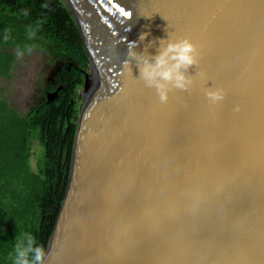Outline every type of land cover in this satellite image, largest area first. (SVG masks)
<instances>
[{"label":"water","instance_id":"water-1","mask_svg":"<svg viewBox=\"0 0 264 264\" xmlns=\"http://www.w3.org/2000/svg\"><path fill=\"white\" fill-rule=\"evenodd\" d=\"M63 1L91 70L43 264H264V0ZM185 37L193 86L162 103L127 42Z\"/></svg>","mask_w":264,"mask_h":264},{"label":"trees","instance_id":"trees-1","mask_svg":"<svg viewBox=\"0 0 264 264\" xmlns=\"http://www.w3.org/2000/svg\"><path fill=\"white\" fill-rule=\"evenodd\" d=\"M37 49L43 71L65 63L26 115L0 95V264H14L18 240L30 233L45 251L61 210L72 163L85 74L90 56L69 6L63 0H0V78L12 79L17 55ZM73 63V66H70ZM70 67V69H68ZM77 67V68H76ZM43 148L37 169L34 142Z\"/></svg>","mask_w":264,"mask_h":264},{"label":"clouds","instance_id":"clouds-1","mask_svg":"<svg viewBox=\"0 0 264 264\" xmlns=\"http://www.w3.org/2000/svg\"><path fill=\"white\" fill-rule=\"evenodd\" d=\"M146 34L140 36L142 41ZM138 41H128V56L139 61L141 78L149 87L156 90L160 102L169 100L172 89L188 90L193 86V79L187 69L199 62L200 52L190 38L161 40L155 53L144 54L136 51ZM125 69L129 68L130 60H124ZM206 96L212 104L224 100L226 91L222 87L208 88ZM46 251L36 244L30 233H25L15 246L14 264H43Z\"/></svg>","mask_w":264,"mask_h":264},{"label":"rangeland","instance_id":"rangeland-1","mask_svg":"<svg viewBox=\"0 0 264 264\" xmlns=\"http://www.w3.org/2000/svg\"><path fill=\"white\" fill-rule=\"evenodd\" d=\"M17 55L12 79L0 78V95L21 115H26L30 107L40 99V86L47 82L49 71H43L45 54L32 49L26 54ZM84 97V90H79ZM43 159V148L38 141L34 142L31 163L37 169L38 161Z\"/></svg>","mask_w":264,"mask_h":264},{"label":"snow or ice","instance_id":"snow-or-ice-1","mask_svg":"<svg viewBox=\"0 0 264 264\" xmlns=\"http://www.w3.org/2000/svg\"><path fill=\"white\" fill-rule=\"evenodd\" d=\"M119 12L120 13H123V15L125 17L129 16L130 14L125 10V8L121 7L119 9ZM153 14H150V15H144V16H151ZM198 65V64H197ZM203 86H204V91H206L208 88H217V87H220L215 80H213L211 77L205 79L203 81Z\"/></svg>","mask_w":264,"mask_h":264},{"label":"flooded vegetation","instance_id":"flooded-vegetation-1","mask_svg":"<svg viewBox=\"0 0 264 264\" xmlns=\"http://www.w3.org/2000/svg\"><path fill=\"white\" fill-rule=\"evenodd\" d=\"M56 71H57V68H56L55 64L50 65V67H49V76L47 78V81L48 82H52L53 85H55V79H53V75L56 73ZM40 96H41L40 99H39L40 101L45 100V96L44 95L41 94Z\"/></svg>","mask_w":264,"mask_h":264}]
</instances>
